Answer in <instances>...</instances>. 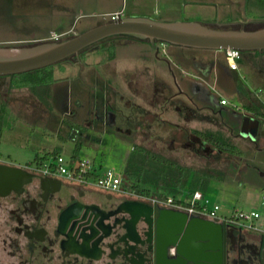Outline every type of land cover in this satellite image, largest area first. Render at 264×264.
Returning <instances> with one entry per match:
<instances>
[{
  "label": "rangeland",
  "instance_id": "1",
  "mask_svg": "<svg viewBox=\"0 0 264 264\" xmlns=\"http://www.w3.org/2000/svg\"><path fill=\"white\" fill-rule=\"evenodd\" d=\"M114 9L122 11V17L142 15L159 21H195L210 27L249 30L264 27V0H0V44L31 45L49 41L54 34H63L61 31L69 30L67 34L59 36V40L65 39L109 22L108 14ZM146 44L144 40L124 35L111 36L83 50L76 57L77 67L74 65L75 68L71 69L72 65L68 63L75 59L73 57L55 63L51 69L56 70V77L80 79L81 75L90 76L89 67L94 66L109 88L126 94L127 79L117 72L130 63L137 65L150 62L155 64L157 72L158 68L161 69L162 84L157 85V89L166 81L169 87H166L167 92L173 95L174 92H179L178 84L182 85L198 104L203 103L205 105L202 107L211 109L206 112L219 121L218 126L214 124L215 121H207L210 120L208 117L202 122V119L194 121L188 116H182L184 113L181 110H177L179 113L173 109L163 110L158 105L155 109L149 107V113L146 110H132L130 107L127 110H117L116 128L113 129L107 127L102 120H95L94 124L81 127V122L78 124L76 120L73 123L72 118L62 116V110H53V107H49V110L6 107L0 110L1 161L21 167L39 166L41 160L50 159V155L42 157L58 149L67 164H77L78 159L72 156L74 154L79 159L86 158L100 165V171L113 169L121 177V190L132 192L130 180L123 174V167L130 147L135 143L192 168L187 174L185 188H191L194 183H199L198 179L207 176L205 182L194 188L203 194L209 208L217 204L220 213L224 215H229L234 210L256 211L260 217L255 224L264 230V203L261 200L264 194V144L242 137L239 120V116L246 113L243 105L248 101L246 108L264 122V80L254 64L260 53L241 52L242 63L236 72L234 85L228 87L227 75L221 66L225 60L223 50L169 44L166 53L159 50L155 59ZM176 47L187 53L211 54V58L215 54V63H219L216 86L228 102L224 110L215 105L216 95L206 92L202 94L203 91L194 92L184 85L188 82L191 84L192 70L176 64L171 54V50ZM260 65L261 69L264 68L263 63ZM215 76L205 79L208 83H213L212 78ZM6 78L0 76L2 81ZM49 90V86L40 88L44 96L48 95ZM72 91V96L75 97L76 83ZM173 97L189 102V98L182 94ZM44 102L49 106V100ZM74 111H78L80 119L89 117L88 110ZM246 117L244 114L243 119ZM222 122L232 130L225 129ZM191 128L215 134L228 145V150L219 151L206 144L201 147L198 142L191 143L186 148L184 144L191 139ZM76 143L79 148L74 151ZM193 177L195 181L192 182ZM155 199L162 201L165 197L155 196Z\"/></svg>",
  "mask_w": 264,
  "mask_h": 264
},
{
  "label": "flooded vegetation",
  "instance_id": "2",
  "mask_svg": "<svg viewBox=\"0 0 264 264\" xmlns=\"http://www.w3.org/2000/svg\"><path fill=\"white\" fill-rule=\"evenodd\" d=\"M144 41L156 59L159 42L152 47ZM262 51H254L260 53L254 64L264 80ZM176 58L182 67L181 56ZM190 89L199 90L193 80ZM188 94L183 95L199 110ZM107 106L95 119L113 129L117 107L109 101ZM170 210L133 191L105 190L0 162V264H264L263 233L222 225L217 240L203 239L167 223ZM201 219L215 229L214 220Z\"/></svg>",
  "mask_w": 264,
  "mask_h": 264
},
{
  "label": "crops",
  "instance_id": "3",
  "mask_svg": "<svg viewBox=\"0 0 264 264\" xmlns=\"http://www.w3.org/2000/svg\"><path fill=\"white\" fill-rule=\"evenodd\" d=\"M118 9H114L112 12H117ZM152 12H154L152 10ZM130 16V15H128ZM131 16H139L144 17L142 15H131ZM149 18V17H148ZM62 33L65 32L61 31ZM224 51V50H223ZM222 51V52H223ZM249 53H254V51H250ZM172 57L177 59L176 57H180L179 59L182 64L192 70L191 76L193 78V83L197 84L199 87V90H196L194 92H202L208 93V94H215V90L219 92V89L217 88V78L219 74V63H215V54L214 57L211 58V54H194V53H187L182 50V48H174L171 50ZM153 55V54H152ZM224 55V62L222 63V70L227 75V86L234 85V79L236 76V72L238 71L239 65L242 63V57L239 59L238 68L235 70L230 69L227 66L226 58H225V51L223 52ZM247 57V56H246ZM264 57V55H263ZM252 58V57H251ZM248 60L251 62L250 58ZM68 63H71V69L75 68L74 65L77 64L76 58L74 60L68 61ZM101 65V63H98ZM104 64V63H103ZM102 64V65H103ZM78 65V64H77ZM76 65V67H77ZM90 66V65H89ZM65 67V66H64ZM63 67V69H64ZM94 67V66H93ZM93 67H89V71H91L90 76H80V79L73 78L69 76L64 77H56V70L53 68V82L48 85H36L34 87H22V88H10L9 82L10 78L9 76H6L7 78L5 81L0 80V110L10 107H18L19 110H49V107H53V110H62V116H67L69 118H72L73 123L77 120V123H82L81 127H88L89 125H92L95 123V117L96 114L107 110V102H111V104L115 105L117 107L116 110H127L128 107L132 108V110H146L147 113L150 112V108H157V104L163 103V110H181L184 114L182 116H188L190 120L197 121L198 119H202L201 122L204 120L205 117L210 118V123H214L215 125L219 124L218 120H215L206 112L211 110L209 107H202L205 104L202 103L199 104V110H194V106L189 102H183L180 98L173 97L178 93H175L171 95L172 93L167 92L168 86H160V79H157V73L161 77V69L158 68V72L155 68V64L153 65L150 62H144L142 64H127L124 66V68L120 69V72H117L120 74V76L123 74L126 77V87L127 92L126 94H122L117 91L113 92L111 91V88H106L107 92L105 90H101V88H105V86H108V83H104L105 80L101 78V75L97 72V70ZM68 69V68H66ZM157 72V73H156ZM216 75V76H215ZM213 83H208L206 81V77H211ZM88 77V78H87ZM87 79L90 81H87ZM92 79V80H90ZM101 82V85L100 82ZM78 82V83H77ZM103 82V83H102ZM191 82V80H190ZM76 83V96L73 97V86ZM189 83V82H188ZM185 83V86H188L190 88L191 84ZM179 85V84H178ZM51 87V90H49V93L47 96H44L42 92L40 91V88L43 87ZM109 87V86H108ZM169 89V87H168ZM178 89L181 90L179 94H184V91L186 92V89L182 87V85H179ZM115 94V95H114ZM220 94V92H219ZM185 96V95H184ZM221 97H223L222 94H220ZM216 99L214 101L215 105L221 108L222 110L225 109V106L227 105H220L219 104V96L216 95ZM173 98V99H169ZM44 100H49L50 102L47 103L44 102ZM180 104V105H177ZM249 102L245 101L244 103V110H246V120L245 124L243 125L246 131H250L249 134L243 135L242 137L248 138L253 142L261 141L260 143L264 144V122L261 118L258 116H254L252 114V111L250 109H247L246 105H248ZM180 106V107H179ZM52 109V108H51ZM74 110H88L89 117L86 119H80L78 118V111ZM178 112V111H177ZM179 113V112H178ZM241 114L239 116L240 123V129H242L243 124V115ZM181 115V114H180ZM78 118V119H77ZM117 116L115 118L116 123ZM71 120V121H72ZM223 123V122H222ZM225 129H231L228 125H225ZM218 126V125H217ZM200 130L198 128H191L190 130V140L186 142L184 145H186V148L189 147L191 143L195 144L198 142V145H201V147L206 144L205 142H202L199 138L194 136L192 134V130ZM255 129V131H254ZM232 130V129H231ZM253 131L255 132L252 136ZM138 136V135H137ZM152 138H155V136H152ZM135 145V143H134ZM133 146V145H132ZM130 147V150L132 148ZM130 152V151H129ZM62 155V154H61ZM94 163V162H93ZM95 164V163H94ZM99 166V165H98Z\"/></svg>",
  "mask_w": 264,
  "mask_h": 264
},
{
  "label": "water",
  "instance_id": "4",
  "mask_svg": "<svg viewBox=\"0 0 264 264\" xmlns=\"http://www.w3.org/2000/svg\"><path fill=\"white\" fill-rule=\"evenodd\" d=\"M124 35L147 40L152 47L157 42L197 49H237L243 51L264 50V27L254 30L244 28L210 27L195 21H159L148 17H121L116 21L98 24L83 32L61 40H49L31 45L0 44V76L32 71L58 63L71 56H78L83 49L111 36ZM242 133L249 134L244 128ZM114 123V119L112 120ZM255 131V129H254ZM252 136L254 135V132ZM251 134V132H250ZM166 213L167 223L178 224L188 235L198 232L203 239H216L222 232V225L215 222V229L200 217L189 218L185 212L170 210ZM172 212V213H171ZM179 254L191 258L185 250ZM264 261V250L262 252Z\"/></svg>",
  "mask_w": 264,
  "mask_h": 264
},
{
  "label": "trees",
  "instance_id": "5",
  "mask_svg": "<svg viewBox=\"0 0 264 264\" xmlns=\"http://www.w3.org/2000/svg\"><path fill=\"white\" fill-rule=\"evenodd\" d=\"M128 37L133 38L131 36ZM82 51H80L78 55H80ZM73 57L75 56L68 57L62 61L69 60L70 58L72 59ZM53 65L54 64L32 71L9 75V87L22 88L34 87L36 85H48L54 80L53 69H51ZM192 134L201 141L217 148L219 151L228 150V145L220 141L219 137L213 133L194 129L192 130ZM78 146L79 144L76 143L74 151L79 148ZM48 155L56 157L61 155V153L60 150L54 149L51 153L46 154L42 158H47ZM72 156L79 159V157L74 154ZM151 167L152 169H150ZM99 168L100 165L98 169ZM190 170H192V168L178 164L162 154L155 153L142 145H133L125 166L123 167V174L130 180V188L137 195L144 197L153 196L154 198L155 196H162L165 197V199L171 198L172 201L176 203L189 205V200L193 192L198 190L194 187L200 186L206 181L207 177L203 176L198 179L199 183H194L191 188H185L187 174ZM151 171L153 175H151ZM193 180L195 181V177H193L192 182Z\"/></svg>",
  "mask_w": 264,
  "mask_h": 264
},
{
  "label": "built area",
  "instance_id": "6",
  "mask_svg": "<svg viewBox=\"0 0 264 264\" xmlns=\"http://www.w3.org/2000/svg\"><path fill=\"white\" fill-rule=\"evenodd\" d=\"M108 17L110 21H116L122 17V11L112 12L108 14ZM68 32L70 31L68 30L63 32V34H67ZM63 34H54L51 40H59V36ZM167 44L168 43L166 42H159L160 49L163 51V53H165ZM224 51L227 66L232 70L237 69L238 59L241 57V51L237 49H226ZM215 94L219 96L220 105H226L228 103L227 100L221 97L219 92L216 90ZM0 162H2L1 158ZM98 167L99 166L94 164L93 161L86 158L78 159L77 164L70 165L65 163L64 157L62 155H58L56 157L50 156L49 160H41L39 166L28 165L24 166L23 168L31 172H39L46 176L63 177L68 180H75L81 183L94 185L105 190L125 192L121 190L122 180L117 172L110 168L100 171L98 170ZM141 198L147 199L151 203L169 206L172 209L184 211L189 215L214 220L215 222L229 229H244L264 234V230L258 228V226L255 224V221L260 217L258 212L234 210L229 215L221 214L220 207L217 204H214L210 208L207 206V200H204L203 194L198 190L193 192L192 197L189 200V205L176 203L172 201L171 198H167L162 201L144 196H141ZM261 200L262 203H264V194L261 196Z\"/></svg>",
  "mask_w": 264,
  "mask_h": 264
}]
</instances>
